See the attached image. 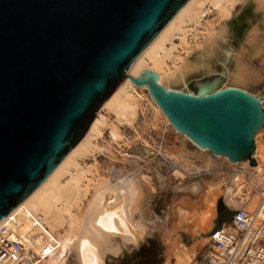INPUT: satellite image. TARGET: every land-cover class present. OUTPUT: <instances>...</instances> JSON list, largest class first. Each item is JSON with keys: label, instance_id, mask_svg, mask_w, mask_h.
<instances>
[{"label": "water", "instance_id": "1", "mask_svg": "<svg viewBox=\"0 0 264 264\" xmlns=\"http://www.w3.org/2000/svg\"><path fill=\"white\" fill-rule=\"evenodd\" d=\"M188 0H0V221L88 134L129 77L175 130L230 162L249 160L264 106L238 86L168 88L131 64Z\"/></svg>", "mask_w": 264, "mask_h": 264}, {"label": "bare ground", "instance_id": "2", "mask_svg": "<svg viewBox=\"0 0 264 264\" xmlns=\"http://www.w3.org/2000/svg\"><path fill=\"white\" fill-rule=\"evenodd\" d=\"M237 1L239 0H188L149 47L131 64L127 72L139 76L148 68L155 70L159 74V81L168 88L170 87L166 81L186 84L187 74L196 65L182 62L183 64L178 66L177 60H172L175 46L170 48L167 45L174 43L175 37H180L183 49L191 50L188 36L192 31H197L198 26L204 25V18L208 14L217 15L222 19L229 17ZM242 29L238 27L235 36L241 35ZM222 32L223 29L217 31L216 28H208V32L205 33L203 43L209 54H205L204 63L211 62L214 45L221 42ZM168 59H171L173 65L177 67H173ZM246 74L247 70L244 67L240 68L235 76L236 81H246ZM209 83L201 84L197 93L210 92L212 84ZM143 100V95L139 93L137 86L127 77L97 112L85 140L81 144L79 142V145L77 144L69 152L38 188L0 221V225H7L29 242L41 258L38 261L41 264H65L72 255L75 264H106L107 255H118L121 247L138 245L149 234V227L141 218L144 213L147 187L145 188L143 179L135 173L136 170L118 178L101 175L89 178L88 175L92 170L82 167L79 163L80 159L95 156L102 150L99 140L106 126L112 128L114 140L118 139L119 127L123 125L132 127L136 131L137 117L141 109L144 111ZM150 101L156 111L163 113L152 97ZM104 109L112 112L115 117L113 121L102 113ZM164 116L166 117L165 114ZM166 119L167 123L172 125L167 117ZM177 132L194 144L198 150L207 151L200 148L186 134ZM257 152L254 156L259 159L257 166L259 168L264 164V150L261 155ZM166 155L175 158L178 163L181 158L190 160L191 156L184 146L180 149V157L173 154ZM218 157L228 159L226 156L218 155ZM247 161L241 162L247 163ZM174 169L176 171V167ZM158 175L160 181L165 179L161 172H158ZM87 178L89 183H85ZM196 181L188 187L189 192L193 194H198L201 190V183ZM89 193H92V196L86 207L82 208V202ZM216 197L217 194L212 193L208 198L206 212L200 219L202 230L208 228L210 224L207 223L216 214Z\"/></svg>", "mask_w": 264, "mask_h": 264}, {"label": "rangeland", "instance_id": "3", "mask_svg": "<svg viewBox=\"0 0 264 264\" xmlns=\"http://www.w3.org/2000/svg\"><path fill=\"white\" fill-rule=\"evenodd\" d=\"M203 23L204 25L198 26V30L192 31L188 36L191 50L187 51L183 49L180 37H175L174 43L167 45L170 48L175 46L173 49L174 57L172 55L173 59H171L173 61L177 60L178 66L184 62L194 64L196 67L198 66L189 71L186 76V84L166 81L169 87L193 93L198 91V87L201 84L209 82V84L217 83L218 87L238 86L256 96H260L264 105V1L239 0L236 2L235 8L229 17L222 19L217 15L208 14L204 18ZM238 27L243 28V33L235 36V31ZM208 28H216L217 31L223 29V35L221 42H217L215 44L217 46L214 45L213 53H215L214 55L212 53L211 62L206 64L204 61L206 60V55L209 53L207 54L203 41H205V33L208 32ZM171 59H168L169 63L171 62L173 67H177V65H173ZM242 67L247 70L246 81L238 82L235 76ZM137 90L143 95L144 99L142 101L144 111L140 110L135 124L137 130L135 131L132 127L123 125L119 127L118 139L114 140L112 128L106 126L103 130L104 134L99 140L102 150L96 153L97 156L91 155L79 160L82 167L92 170L93 173H89V178H95V175L118 178V176L135 172V170L138 176L144 174L150 176V183H144L147 184V186L145 185L147 187V195L144 200V206L148 214L147 217H149L148 225L152 226L150 227L149 225V234L144 239L145 241L143 240L138 245L123 246L118 255H107L105 258L106 264H159L162 259H164L162 264H195L193 260L199 258L205 246H201L203 241L196 243L197 253L194 258V247H191V244L200 238L192 236L193 233L190 234L188 231L191 230V225H194L197 221H195V218L192 219V217H195L193 212H188L186 215V211L181 208L180 197L183 194L182 192H189L188 187L196 180L191 178L193 181L189 183L190 185H179L174 176L166 174L159 169L156 163L158 157L155 153L156 149L158 150V139L162 136V129H166L165 140L162 144L165 153L180 157V149L184 146L185 150L192 157L191 168L194 167L198 170V168L202 167L200 163H198L199 167L197 164L192 163L195 158L194 156L198 160L205 159L206 161L208 159L209 161L208 156L211 153L208 150H198L194 144L186 140L172 125L167 123L164 114L156 111L152 105L150 101L151 96L146 87H137ZM102 113L112 121L115 118L108 109L102 110ZM86 136L79 144L85 140ZM255 143V154L258 151L257 154L261 155L264 150V126L257 133ZM125 151H130L137 158L134 159V167H123L119 171H114V164L125 163L126 159L122 157L125 156ZM212 157L220 165L227 166L230 164L228 163V159L223 157L214 155ZM140 158L141 160L143 158V160L148 161V166L144 161L143 165H140ZM173 160L178 164L176 171H174L175 174L184 177L186 169L189 168L187 166L189 159L181 158L180 161L184 162V164L178 163L175 158ZM158 172H161L162 175L164 174L165 179L163 181H160ZM215 181H218L217 176L205 177V180H203V190L201 181H196L201 183L202 190H200L201 193L198 197L201 195L205 197L206 195V209L208 198H210L212 193L217 194L216 199L224 196L222 195L224 189L220 185L222 183ZM85 183H89L88 178L85 180ZM152 188L155 190L153 191ZM91 191L93 192V187ZM91 196L92 193H89V196L83 200L82 208L86 207ZM191 199L196 198L193 196ZM156 214L160 217L164 214V219L166 220L163 222ZM185 215L187 216L188 223L182 225L181 221L183 217H186ZM179 224H181V227H176ZM165 234H168V236L163 237ZM72 256L69 257L65 264H75ZM37 264L41 263L38 262Z\"/></svg>", "mask_w": 264, "mask_h": 264}, {"label": "built area", "instance_id": "4", "mask_svg": "<svg viewBox=\"0 0 264 264\" xmlns=\"http://www.w3.org/2000/svg\"><path fill=\"white\" fill-rule=\"evenodd\" d=\"M166 129L158 139L157 166L179 181L185 178L217 176L222 181L224 196L232 202L229 224L212 229L204 250L195 264H264V164L261 167L236 162L220 165L214 160L207 168L186 170L185 176L175 174L178 164L162 148ZM125 163L114 164L113 170L132 168L137 159L125 151ZM176 163V164H175ZM125 165V166H124ZM128 170V169H127ZM40 257L29 242L7 225H0V264H37Z\"/></svg>", "mask_w": 264, "mask_h": 264}, {"label": "crops", "instance_id": "5", "mask_svg": "<svg viewBox=\"0 0 264 264\" xmlns=\"http://www.w3.org/2000/svg\"><path fill=\"white\" fill-rule=\"evenodd\" d=\"M212 154H210L208 157H209V161H208V159L205 161V159H201V160H198L197 159V157L196 156H194L195 158H194V160H193V164H197L198 165V167H199V164L198 163H200V164H202V167H200V168H198V170H200V169H202V168H207V167H209L210 166V164H211V161L212 160H214L216 163H217V161L211 156ZM142 156V155H141ZM140 156V157H141ZM145 158H147L146 156H144ZM197 159V160H196ZM134 160V159H133ZM140 161H139V164L141 165H143V161L144 162H146V165L149 163L148 161H146V160H143V158H142V160H141V158L139 159ZM180 163L181 164H184V162H181L180 161ZM192 164V165H193ZM219 164V163H218ZM223 165V164H222ZM148 166V165H147ZM190 169H191V156H190V160H189V162H188V165H187ZM144 167V166H143ZM193 167V166H192ZM189 168H187L186 170H190ZM193 169H197V168H194L193 167ZM142 179H143V181H145L144 183H150L149 182V178H150V176H148V175H142V176H140ZM216 178V177H215ZM192 179H194V180H199V181H201V183H202V190H203V185H204V183H203V180H205V177L204 178H192ZM217 180L218 181H215V182H217V183H222V181L217 177ZM187 181V182H186ZM191 181H193V180H191V177L190 178H183V179H181V180H179L178 181V184L179 185H187V184H189ZM146 186H147V184H145ZM221 185V184H220ZM146 186H145V188H146ZM152 190L154 191L155 189L154 188H152ZM201 190V191H202ZM201 191L198 193V194H193V193H191V192H182L183 194H182V196L180 197V205H181V208H183V210H185L186 211V215H187V213L189 212V213H191V212H193V214L195 215V217H192V219L193 218H195V221H197V222H195L194 223V225H191V230L190 231H188L190 234L191 233H193L192 234V236H197V237H199L200 239H197V241L196 242H194V243H192L191 244V247H194V258L196 257V253H197V249H196V247H197V245H196V243H198V242H201V241H203L202 242V245L201 246H205L206 245V243H207V237H208V234H209V232L212 230V229H214V228H217V227H221L222 225H224V224H229L230 223V221H231V218H230V220H226L222 225H219L218 226V216H219V204H220V199L222 198V197H226V196H222V197H220L219 199H216V206H215V208H216V214L214 215V217L211 219V221L209 222V227L208 228H206L205 227V229H203L202 230V227H201V224H200V218H201V215L205 212V210H206V195H205V197L203 196V195H201L200 197H198L199 196V194L201 193ZM222 195H224V192H223V194ZM195 197L196 199H191L192 197ZM144 213H143V215L141 216V218H142V221H143V223L145 224V225H147L148 227H149V225H148V219H147V216H148V214L146 213V209H145V206H144ZM164 214H166L165 212H163ZM164 214L160 217L159 215H157L156 214V216H158L159 217V219H162L163 220V222L166 220V219H164ZM185 215V216H186ZM144 218H146V219H144ZM153 220H154V218H152ZM146 222H147V224H146ZM181 223H182V225L183 224H185V223H188L187 222V216L186 217H183V219H182V221H181ZM200 224V225H199ZM176 227H181V224H179L178 226H176ZM148 233H149V230H148ZM147 236H148V234H147ZM146 236V237H147ZM168 236V234H165L163 237H167ZM146 239V238H145ZM145 241V240H144ZM200 245V244H199ZM195 260V259H194ZM193 260V262H195ZM164 262V261H163Z\"/></svg>", "mask_w": 264, "mask_h": 264}, {"label": "trees", "instance_id": "6", "mask_svg": "<svg viewBox=\"0 0 264 264\" xmlns=\"http://www.w3.org/2000/svg\"><path fill=\"white\" fill-rule=\"evenodd\" d=\"M219 216H218V226L222 225L226 220H230L233 213V204L226 197L220 199L219 204ZM164 259L160 260L159 264H162Z\"/></svg>", "mask_w": 264, "mask_h": 264}, {"label": "snow or ice", "instance_id": "7", "mask_svg": "<svg viewBox=\"0 0 264 264\" xmlns=\"http://www.w3.org/2000/svg\"><path fill=\"white\" fill-rule=\"evenodd\" d=\"M85 243H87V242H85Z\"/></svg>", "mask_w": 264, "mask_h": 264}]
</instances>
